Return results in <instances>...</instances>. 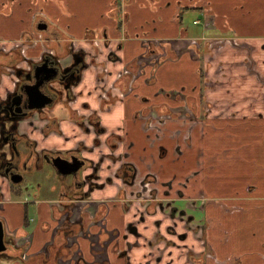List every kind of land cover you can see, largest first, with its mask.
<instances>
[{"label": "crops", "instance_id": "crops-1", "mask_svg": "<svg viewBox=\"0 0 264 264\" xmlns=\"http://www.w3.org/2000/svg\"><path fill=\"white\" fill-rule=\"evenodd\" d=\"M113 10L114 0H0V100L16 85L13 52L26 67L70 43L86 64L70 106L45 113L58 123L34 116L18 134L37 154L83 146L102 186L69 211L71 191H25L0 174L5 230L32 236L29 256L9 246L0 264H264V0H123L122 24ZM124 165L132 184L116 175ZM162 200L182 209L181 227Z\"/></svg>", "mask_w": 264, "mask_h": 264}, {"label": "flooded vegetation", "instance_id": "flooded-vegetation-1", "mask_svg": "<svg viewBox=\"0 0 264 264\" xmlns=\"http://www.w3.org/2000/svg\"><path fill=\"white\" fill-rule=\"evenodd\" d=\"M41 23V22H40ZM67 50V54L61 58H58L56 55H49L44 54L39 62H31L26 61V67L18 66L19 63L23 61L22 60L14 64L12 67L13 75H19L17 76L16 85L14 88V91L10 93L4 100H0V120H7L14 117H21L23 116L24 119H31L34 116H38L41 119H48L47 114L49 110H51L57 103L63 102L65 105L70 106V104L75 100L73 90L76 87V85L79 83L77 82L78 78L81 76L82 71L86 68V64L81 62L82 57L84 54L81 51H73L71 49L70 43H65L64 46H61V53H65ZM76 53V57L71 58L70 54ZM66 57H69L68 63L61 62V59H64ZM84 58V57H83ZM45 60H48V64L54 65L58 68V74L57 76L48 83V89L46 88L45 93L48 95H51L54 97L53 103L46 107L44 111L37 113L36 111H30L25 108V97L23 96L22 101L20 104H18V101L20 99V91L19 89L22 88L24 85L29 83L31 80V84H34L35 80L33 78L34 75V69L36 66L42 64ZM84 64V69L81 70V66ZM4 73L0 70V75ZM77 82V83H76ZM47 110V112H45ZM72 110V109H70ZM75 113L78 115L76 110ZM97 117L95 114H92L88 117V122H90L91 125L95 128L96 131H98V122H96ZM83 119V117H81ZM93 120V121H92ZM20 121L11 127L9 132L4 133L2 136H0V174L1 176L5 177L7 180L8 178L5 176V172L8 171L11 174H19L22 177L21 182L24 180L26 175L35 176L38 174V176L43 175H49V177H52V174H56L57 182L56 185L51 184L52 180L47 178L46 182H48V185L50 184L53 186V188H58V190L61 191L60 195L65 197L67 194L66 191H71V193L74 195L75 200H69V206L66 204L65 208L74 209L76 204L81 202L84 199H88L90 197V194L93 190L96 189H102L101 184L97 183L98 180V170L100 167V163H93L91 160L87 159L86 157L82 156V152L86 151V148L83 146H79L78 149L67 151V152H50V151H43L40 154H37L35 151V142L32 141L28 136L25 134H18V125ZM58 122L55 118H49L48 119V127L49 125H56ZM83 124V121L81 120V125ZM100 131V128H99ZM95 144L98 145V143L95 141ZM26 146V147H25ZM19 150V151H17ZM17 153H20L19 155L22 157H19ZM63 158L70 160L71 158L79 157L84 161L83 169H81L77 175L76 178H73L72 176H66L62 177L56 173L54 168L51 165L50 160L53 158ZM38 162L43 163L45 165L46 169L44 170H35L33 168H38ZM34 167H32V165ZM41 172V173H40ZM116 175L119 177H122V181L124 184H132L133 176H134V170L132 166L124 165L121 169H119L116 172ZM45 180V179H44ZM9 181V180H8ZM68 181V182H66ZM152 178L148 177L144 179L143 184H148L152 182ZM10 182V181H9ZM13 184V186H18L20 183ZM106 183H111V179L108 178L105 180ZM42 185L41 182L33 181L26 187H23L25 191L28 190H36V188H39ZM45 185V184H43ZM87 186V190H83L84 187ZM147 195L145 198H150L151 200H156V191L155 190H147ZM134 197L136 198H142L143 191L140 190L138 192H135ZM126 197V194H124ZM99 207V206H98ZM98 209V208H97ZM174 210V209H172ZM97 211V210H96ZM175 211V210H174ZM174 213L173 211H171ZM87 214L84 213L80 216V221L84 222L85 216ZM64 217V213L62 214ZM87 217V216H86ZM71 218V216L69 217ZM95 219V215H93V218L90 216V220L93 221ZM102 222L104 221V217L101 218ZM70 220V219H69ZM0 221L3 220L0 219ZM69 222V221H68ZM76 223L70 222V225H74ZM90 224V223H89ZM4 226V223H3ZM101 228H103L101 226ZM169 230L174 233V226H170ZM132 234H137L136 229L131 228L129 230ZM66 231H64V234ZM21 239V240H20ZM32 241L31 234H26L20 238L15 236V234L10 235L5 230L4 226V243L6 246L5 251L1 252L0 255L4 254L8 247L11 246L16 253H18V256L20 259L26 258L28 255L30 244ZM73 251V249L71 250ZM57 252V251H56ZM74 252L76 254L78 253V249L76 246V249H74ZM78 260V258H77Z\"/></svg>", "mask_w": 264, "mask_h": 264}, {"label": "water", "instance_id": "water-1", "mask_svg": "<svg viewBox=\"0 0 264 264\" xmlns=\"http://www.w3.org/2000/svg\"><path fill=\"white\" fill-rule=\"evenodd\" d=\"M46 28V23L41 22L37 25L38 31H44L46 30ZM70 56L71 58L76 57V53H71ZM83 57L81 59V62L84 61ZM84 67V64H82V66L80 67L81 70L84 69ZM57 74L58 68L56 66L54 67V65L52 64H48V60H45L42 64L36 66L33 75L35 82L34 84H31L30 80L29 83L19 89L20 99L18 101V104L21 103L22 98L24 96L26 98L25 108L27 110H33L37 113L44 111V109L50 106L54 101V97L46 94L45 90L48 87V83H50L57 76ZM16 76L18 78L20 77L19 75ZM79 79L80 77L78 78L77 82L79 81ZM23 119L24 117L21 116L7 120H0V136H2L4 133L9 132L12 126L16 125L19 121ZM17 154L19 155L20 153ZM19 157L22 156L19 155ZM50 162L58 175L62 177L72 176L73 178L77 177L79 171L83 169L84 165V161L79 157L71 158L70 160L57 157L51 159ZM5 176L13 184L19 183L22 180V177L19 174H11L8 171L5 172ZM5 249L6 246L4 243V226L2 221H0V253L5 251Z\"/></svg>", "mask_w": 264, "mask_h": 264}, {"label": "rangeland", "instance_id": "rangeland-1", "mask_svg": "<svg viewBox=\"0 0 264 264\" xmlns=\"http://www.w3.org/2000/svg\"><path fill=\"white\" fill-rule=\"evenodd\" d=\"M201 26H202V24H201ZM48 177H49V175H48ZM48 177H47V175L38 176V174H36L35 176L26 175L25 178H24V180L20 183V186L21 187H26L27 185H29L33 181L34 182L35 181H38V182H41L42 184H45V187H47L48 186L47 185L48 182H46V180H47ZM56 177H57V175L56 174L54 175V173L52 174V177L51 178L49 177V179L52 180L51 184L56 185V182H57ZM166 198L168 200H172V199L169 198V196H166ZM159 205H160L159 209H160L161 214H166L167 219L172 224H175L176 223L178 227H181V224L182 223L180 222V212L182 211V209L177 208V212H175L174 210H172L173 206L172 205L169 206L168 202L165 201V200L164 201L162 200V202L159 203ZM171 211H173L174 213H172ZM172 224H171V226H173ZM167 231L168 230L164 227L163 229H161V234L167 233Z\"/></svg>", "mask_w": 264, "mask_h": 264}, {"label": "trees", "instance_id": "trees-1", "mask_svg": "<svg viewBox=\"0 0 264 264\" xmlns=\"http://www.w3.org/2000/svg\"><path fill=\"white\" fill-rule=\"evenodd\" d=\"M113 13H114V16H115V14L117 13V11L116 10H113ZM68 52H67V50L65 51V53H63V54H61V57H63V56H65L66 54H67ZM63 55V56H62ZM12 56H14L15 57V59L13 60L14 61V63H17V62H19V61H21L22 60V56L18 53V52H13V55ZM9 57H11V55L9 54V55H4V58L7 60ZM14 65V64H13ZM70 117H71V119L72 120H74V121H76L78 124H81V118L80 117H78V115L75 113V111H73V110H70ZM96 118V122H98V118L97 117H95ZM93 121V120H92ZM98 131H99V128H98Z\"/></svg>", "mask_w": 264, "mask_h": 264}, {"label": "built area", "instance_id": "built-area-1", "mask_svg": "<svg viewBox=\"0 0 264 264\" xmlns=\"http://www.w3.org/2000/svg\"><path fill=\"white\" fill-rule=\"evenodd\" d=\"M114 10L117 11V22L122 24L124 22V10H123V0H114ZM196 23V22H195Z\"/></svg>", "mask_w": 264, "mask_h": 264}]
</instances>
